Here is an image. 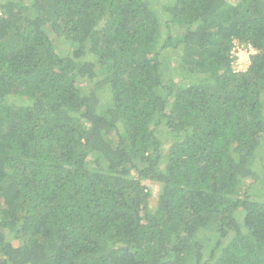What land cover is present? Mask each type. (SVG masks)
Segmentation results:
<instances>
[{"label": "trees", "instance_id": "trees-1", "mask_svg": "<svg viewBox=\"0 0 264 264\" xmlns=\"http://www.w3.org/2000/svg\"><path fill=\"white\" fill-rule=\"evenodd\" d=\"M0 9V264H264V0Z\"/></svg>", "mask_w": 264, "mask_h": 264}, {"label": "rangeland", "instance_id": "rangeland-1", "mask_svg": "<svg viewBox=\"0 0 264 264\" xmlns=\"http://www.w3.org/2000/svg\"><path fill=\"white\" fill-rule=\"evenodd\" d=\"M238 44V43H237ZM238 47H239V49H238ZM249 51H251V47L250 46H248V45H245V44H243V43H240L239 45H237V46H235V49H234V52H235V54H236V56H238V59L236 60V64H238V67H239V69H245L249 64H250V62H249V59L247 60V57H246V55H241L240 56V53L241 52H249ZM255 49H253L252 48V51L251 52H253V53H255ZM168 145L167 144H165V146H164V152H166L167 150H168ZM254 167V170L256 169V170H260V167H261V163L258 161L257 163H256V165L255 166H253ZM149 182V181H148ZM149 184V188H151L152 189V191H153V198L156 196V194H157V191H159L160 190V185L159 184H157V183H154V182H150V183H148ZM260 186V185H259ZM259 186H258V188L257 189H253L251 192H250V194H251V197L253 198V199H264V186L263 187H261V188H259Z\"/></svg>", "mask_w": 264, "mask_h": 264}, {"label": "built area", "instance_id": "built-area-1", "mask_svg": "<svg viewBox=\"0 0 264 264\" xmlns=\"http://www.w3.org/2000/svg\"><path fill=\"white\" fill-rule=\"evenodd\" d=\"M1 14H2V12H1V9H0V16H1ZM251 51H252V48H251ZM251 51H249V52H241L240 53V56L241 55H246V57H247V60L249 59V57H250V54H253V52H251Z\"/></svg>", "mask_w": 264, "mask_h": 264}]
</instances>
